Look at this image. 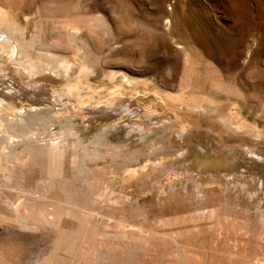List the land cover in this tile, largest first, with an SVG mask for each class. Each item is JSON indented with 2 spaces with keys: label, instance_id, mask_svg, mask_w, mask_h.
I'll list each match as a JSON object with an SVG mask.
<instances>
[{
  "label": "rangeland",
  "instance_id": "1",
  "mask_svg": "<svg viewBox=\"0 0 264 264\" xmlns=\"http://www.w3.org/2000/svg\"><path fill=\"white\" fill-rule=\"evenodd\" d=\"M0 264H264V0H0Z\"/></svg>",
  "mask_w": 264,
  "mask_h": 264
},
{
  "label": "bare ground",
  "instance_id": "2",
  "mask_svg": "<svg viewBox=\"0 0 264 264\" xmlns=\"http://www.w3.org/2000/svg\"><path fill=\"white\" fill-rule=\"evenodd\" d=\"M2 39H4V37L2 38ZM15 46H16V43H15ZM15 46H12V51L13 52H15ZM30 71H31V69H30ZM126 78V77H125ZM128 78V77H127ZM216 111V110H215ZM214 112V111H213ZM227 112V111H226ZM231 115V114H230ZM229 116V115H228ZM232 117V116H231ZM233 118V117H232ZM221 119H222V121H223V125L224 126H227V124H228V121H227V119L226 118H224L223 116H221ZM231 120H234V119H231ZM195 121V120H194ZM216 121V120H215ZM202 122V121H201ZM235 122V121H234ZM194 124V123H193ZM196 124V123H195ZM218 124V123H217ZM236 124V123H235ZM238 124H240V123H238ZM232 126H233V124H231ZM242 125V124H241ZM216 126V125H215ZM230 126V125H229ZM235 126V125H234ZM243 126H245V125H243ZM203 127V126H202ZM239 127V126H238ZM241 127V126H240ZM247 127V126H246ZM242 129L244 128V127H241ZM238 129V128H237ZM244 130V129H243ZM242 130V131H243ZM237 131V130H236ZM228 132H231L230 130H228ZM232 133V132H231ZM238 133H240V131H238ZM248 133V132H247ZM216 134V133H215ZM235 134H237V133H235ZM219 137V136H218ZM222 137V136H221ZM223 140V139H222ZM192 143V142H191ZM237 143V142H236ZM190 145V144H189ZM219 145V144H218ZM236 146H238V145H236ZM198 148V147H197ZM201 148H203V147H201ZM237 148V147H236ZM233 150V149H232ZM232 152V151H231ZM236 152V151H235ZM234 154V153H233ZM221 157V156H220ZM234 158H235V155H234ZM242 160V159H241ZM216 161V160H215ZM235 161H237V159L235 158ZM243 161V160H242ZM224 163V162H223ZM208 164V163H207ZM231 165V164H230ZM206 167V166H205ZM224 167V166H223ZM218 169V168H217Z\"/></svg>",
  "mask_w": 264,
  "mask_h": 264
}]
</instances>
